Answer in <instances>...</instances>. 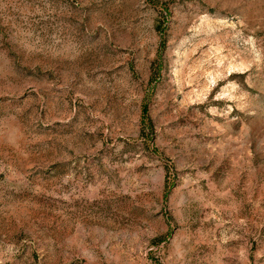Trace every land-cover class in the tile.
I'll return each instance as SVG.
<instances>
[{
	"label": "rangeland",
	"instance_id": "rangeland-1",
	"mask_svg": "<svg viewBox=\"0 0 264 264\" xmlns=\"http://www.w3.org/2000/svg\"><path fill=\"white\" fill-rule=\"evenodd\" d=\"M0 264H264V0H0Z\"/></svg>",
	"mask_w": 264,
	"mask_h": 264
}]
</instances>
